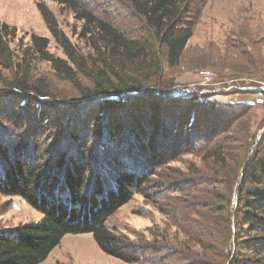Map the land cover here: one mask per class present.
Segmentation results:
<instances>
[{"label": "trees", "instance_id": "16d2710c", "mask_svg": "<svg viewBox=\"0 0 264 264\" xmlns=\"http://www.w3.org/2000/svg\"><path fill=\"white\" fill-rule=\"evenodd\" d=\"M54 1L82 22L88 49L73 44L40 3L66 58L49 53V38L34 36L35 46L17 57L19 72L0 76L7 88L0 92V192L22 197L43 215L0 228V264H39L67 234L83 233L127 263L264 264V145L257 149L251 130L255 104L212 110L198 95L150 91L160 83L163 62L181 63L208 0H113L114 11L94 0ZM16 37L15 27L0 23V67ZM33 49L53 61L58 78L79 98L60 105L40 98L50 93L34 81ZM249 61L264 69L259 54ZM52 110L60 112L52 118ZM169 122L184 139L179 143L198 147L202 166L171 178L172 190L183 197L168 203L159 198L170 184L156 183L157 204L175 232L146 246L109 228L107 220L134 194H147L154 166L175 152ZM93 138L99 146L90 144Z\"/></svg>", "mask_w": 264, "mask_h": 264}, {"label": "rangeland", "instance_id": "374dc122", "mask_svg": "<svg viewBox=\"0 0 264 264\" xmlns=\"http://www.w3.org/2000/svg\"><path fill=\"white\" fill-rule=\"evenodd\" d=\"M40 3H44L52 11L58 27L73 44L81 51L88 49V40L81 36L82 22L58 2L0 0V23H6L17 29V37L9 41L10 55L5 65L0 67V76L13 78V74L19 72L16 65L17 57H21L25 49L35 46L34 36L49 38L50 44L47 48L49 53L54 58H66L63 47L56 41L41 13ZM96 3L102 4L103 8L109 11L119 7L113 0H94V4ZM118 11H122L121 8ZM253 42H257L255 48L248 46ZM32 52L34 81L36 83L40 81L37 86L43 85L44 90L50 93L48 95L40 93V98L44 102L51 101L60 105L79 98L80 93L77 89L58 78L53 61L42 60L34 49ZM258 54L264 57V0H208L195 24L193 36L188 41L181 63L170 67L163 62L160 83L152 86L150 91L158 94L171 92L175 96L198 95L202 97L201 103H206V108L212 110L242 101L254 103L255 107L249 115L251 130L257 135L255 145L258 149L264 145V104H256L255 99L257 88H264V69L256 71L258 66L249 61V57ZM6 89L0 82V92ZM14 106L13 102L12 107ZM1 107L7 106L4 104ZM52 111L50 116L52 118L60 112ZM168 125L166 129L172 133L174 139L172 148L175 152L171 150L170 156L164 160L166 163L158 168L154 166L153 173L146 181L147 186L144 185L147 194H134L128 203L119 207L107 220L109 228L126 234L130 239L146 246L156 245V237L162 233L172 235L175 232L172 226L165 224L166 215L157 204L160 190H157L156 183L159 184L158 182L161 181V184H170L164 196L159 198L163 203H168V198L183 197L182 194L172 190L171 178L183 179L194 165L202 166V158L197 152L198 147L186 141L182 145L183 137H180L179 132L170 122ZM197 131L195 135H199V129ZM89 142L91 145L99 146V140L95 138ZM260 143L263 145H259ZM179 185L185 186L182 183ZM231 200L235 207L237 193L231 195ZM42 217V213L30 206L22 197L0 192V228H13L21 223L38 222ZM234 252L236 255L241 254L238 251H233V254ZM39 264L156 263L124 262L104 253L92 233H83L67 234L48 258Z\"/></svg>", "mask_w": 264, "mask_h": 264}, {"label": "built area", "instance_id": "2783aa9c", "mask_svg": "<svg viewBox=\"0 0 264 264\" xmlns=\"http://www.w3.org/2000/svg\"><path fill=\"white\" fill-rule=\"evenodd\" d=\"M259 88H257L258 93L256 94L257 97L255 99V102H256V104H260V105L262 104L263 105L264 104V88H262V87H259Z\"/></svg>", "mask_w": 264, "mask_h": 264}, {"label": "crops", "instance_id": "0c3cea01", "mask_svg": "<svg viewBox=\"0 0 264 264\" xmlns=\"http://www.w3.org/2000/svg\"><path fill=\"white\" fill-rule=\"evenodd\" d=\"M252 101V100H251Z\"/></svg>", "mask_w": 264, "mask_h": 264}]
</instances>
